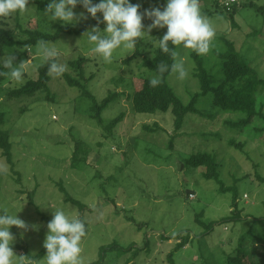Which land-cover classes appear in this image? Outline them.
<instances>
[{"label": "rangeland", "instance_id": "1", "mask_svg": "<svg viewBox=\"0 0 264 264\" xmlns=\"http://www.w3.org/2000/svg\"><path fill=\"white\" fill-rule=\"evenodd\" d=\"M225 1L229 0H199L201 13L215 31L209 52L201 55L206 68L218 79L222 78L219 54L227 52L225 40H228L264 79V0H236L234 21L221 7ZM217 2L220 7H216ZM136 3L143 15L152 8L163 10L166 0H136ZM28 7L33 9L24 16L0 18V26L4 24L17 38H22L19 24L51 34L62 25L47 22L33 0H29ZM74 11L79 17L84 9L78 3ZM97 19L102 20V15L98 13ZM97 19L89 16L79 20L75 25H85V31L62 34L53 41L60 49V55L54 59L65 64L79 57L88 59L85 74L91 80L87 87L99 102L109 92L124 94L112 101L103 114L105 121L120 112L126 114L110 137L91 118L89 101L83 102L81 92L68 86L62 76H51L53 101L47 100L46 92L14 99L8 96L28 79L36 80L38 68L47 62L36 54L35 45L12 50L3 58L20 56L18 65L29 61L21 82L8 77L0 88V112L5 114L2 128L11 135L15 163L12 170L0 150V173L5 174L0 176V209L20 211L18 217L28 225L26 230L11 229L13 245L25 246L32 257L37 256L44 249L47 233V223L37 209L49 218L53 210L63 209L89 223V233L81 241L82 264L96 261L100 248L114 243L134 248L124 256L116 250L107 252L103 264H170L168 257L172 252L176 264H223L228 255L235 254L244 235L248 252L264 264V221H255L264 217V184L256 177L257 174L264 177V132L259 130L264 122L254 121L243 130L228 126V121H237L244 115L222 112L213 105L212 93L200 95L199 83L193 76L194 51L182 48L177 50L185 58L188 75L178 80L175 74H170L167 82L184 104L200 95L197 107L202 114L188 115L177 135L171 110L164 114L134 112L127 93L142 86V57L125 64L135 49L116 50L111 62L95 54L94 45L83 34L92 27L103 31L105 25L98 24ZM142 24L148 32L151 23L144 18ZM148 35L142 37L141 47L150 55L152 48L147 44L159 45L162 29L153 28ZM257 98L264 101V92ZM155 123L164 131L144 130L145 125L153 127ZM231 141L244 144V150L231 146ZM78 142L89 149L83 170L71 166ZM200 153L217 155L223 183L238 190V209L243 211L244 220L224 223V219L232 216L234 190L223 192L215 180H206L204 167H183L184 160ZM60 185L86 209L81 211L66 202ZM198 215L204 224L214 223L212 231L207 232L196 222ZM186 235L192 241L174 251L179 239ZM136 248L144 250L128 263ZM13 252L17 257H26L25 251L14 248Z\"/></svg>", "mask_w": 264, "mask_h": 264}, {"label": "trees", "instance_id": "2", "mask_svg": "<svg viewBox=\"0 0 264 264\" xmlns=\"http://www.w3.org/2000/svg\"><path fill=\"white\" fill-rule=\"evenodd\" d=\"M230 1V0H229ZM225 1V2H229ZM237 2V1H236ZM235 3L231 5L230 8L225 5H221L223 10L228 12L230 18L234 21V15L236 13ZM33 3L37 6L38 10L43 11L48 3V0H33ZM130 3L137 4L136 0H130ZM218 3V2H217ZM216 7H220V4H215ZM218 5V6H217ZM149 23L152 21L145 17ZM103 24V23H102ZM236 25V23L234 22ZM104 25V24H103ZM21 33L23 34L22 38H17L13 30L6 29L3 24L0 26V59H3L10 51L15 49H20L24 47L25 49L31 48L35 45L36 42L40 39L55 41L62 34H73L81 33L86 30L85 25H74V26H63L61 25L54 33H46L37 30V28H24L19 24ZM166 32V28L162 29L163 35ZM162 38V37H160ZM159 38V39H160ZM141 41H138L137 47L134 54L124 61L125 64H130L133 60L140 59L142 57V67L143 74L141 76L142 86L138 91H134L128 94V100L131 101L133 110L136 113L140 114H164L171 110L174 116V127L175 134L179 135L182 126L185 122V119L188 115H201V111L198 109V98L199 96H206L210 93L213 94V105L219 108L222 112L232 113V114H241L244 117L240 118L237 121H228L227 125L233 128L243 130L249 127L254 121L261 120L264 122V101L259 102L257 95L264 92V79H262L257 70L249 63L245 62L243 57L236 51L235 45L225 40L226 46L228 48L226 53L219 54L221 59V73L222 78H217L206 68L204 58L201 55H197L195 52L191 54V58L194 61L195 68L193 71L194 78L198 81L201 94L192 98L190 103L184 104L178 96L173 91L172 87L168 84L167 78L170 73H165L162 77L160 84L156 86L150 85V80L157 75L155 72L156 67L161 62L172 64V59L168 53H163L159 50V45L153 46L152 42L147 44L148 47L152 48L150 55L147 54L146 50L141 47ZM169 47H173L171 44ZM20 56L14 58V63L18 65L20 61ZM57 60V59H55ZM51 60L41 65L38 70V78L28 79L23 85L9 92V97L11 99L20 98L23 96H33L38 92H46L47 100L53 101L51 97L49 84L52 81V77L48 74V64L51 63ZM88 62V59L84 57H79L77 59L69 60L68 71L65 72L62 77L65 83L77 89L81 92L80 99L83 102L90 104L89 111L91 118L97 122V124L104 129L108 134L107 137H110L114 134L115 129L119 124H121L126 114L120 112L118 116L111 119L110 121H105L103 114L106 110L109 109L112 101L117 100V98L123 96V93L109 92V94L102 100L98 101L95 96L88 90V83L91 78L86 77L85 74V65ZM70 69L73 71L70 72ZM8 69L2 67L0 63V72H7ZM7 75H0V88L7 81ZM259 103V105H258ZM5 124V114L0 112V150L2 157L10 165L12 170L15 168L14 155H13V144L11 141L10 133L3 129L2 127ZM144 130L148 133H157L159 131H164L157 123L150 127L149 125L144 126ZM264 132V127L260 128ZM174 138V137H173ZM100 145V144H99ZM231 146H235L237 149L243 151L245 145L242 143H237L236 141L230 142ZM170 147H173V140L170 141ZM89 156V149L86 146H82L79 142L76 146L74 152V157L72 159V168L76 170H83L87 165V158ZM183 167L188 168H199L204 167L205 171L203 172V177L206 180H215L220 184V189L223 192L233 191L232 196V216L224 219V223L228 222H237L242 221L243 211L238 209V190L237 188H227L221 179L219 172L220 162L217 159V155L211 153H200L191 156L190 158L182 162ZM4 173H0V176H4ZM99 176V175H98ZM257 179L264 184V177L259 174L256 175ZM61 192L66 196V202L73 203L81 211L86 209V205L80 201L75 200L68 191L60 185ZM35 191L31 195V198L34 197ZM33 202V200H32ZM2 210V209H0ZM38 214L41 216L42 220L45 223H48L52 218L46 217L43 213L37 209ZM131 220V218H129ZM85 223L86 237L89 233V223L81 218ZM256 222H263L264 217L261 219H255ZM196 222L199 223L202 227L207 229V232L212 231L214 223L206 225L201 221V216L198 215ZM12 230H16V227H13ZM83 237V238H84ZM180 237H174L173 239H179ZM247 236L244 235L239 242L236 252L233 255H228L223 264H260L258 259H254L251 256V252L247 250L246 246ZM174 251L178 252L179 250L185 248L192 240L191 237L186 235L179 239ZM149 242L145 245L146 252L149 249ZM13 249L17 248L20 251H25L26 257L31 256L27 247L20 244H15L12 246ZM134 248V245H131L130 248H123L118 244L114 243L110 246H102L100 248L99 258L90 263V264H103L106 253L109 251H118L119 255H126L128 251ZM137 250L131 255V258L128 259V263H132L139 254L144 250V248H136ZM46 255V250L43 249L37 256L34 258L40 259ZM32 257V256H31ZM169 263L176 264L173 256V252L169 255Z\"/></svg>", "mask_w": 264, "mask_h": 264}, {"label": "clouds", "instance_id": "3", "mask_svg": "<svg viewBox=\"0 0 264 264\" xmlns=\"http://www.w3.org/2000/svg\"><path fill=\"white\" fill-rule=\"evenodd\" d=\"M84 12L75 13L77 4ZM29 0H0V18H10L13 15L24 16L33 8L28 7ZM139 5L130 3V0H48L42 15L49 23L60 22L63 26H74L79 20H86L90 16L102 20L97 23L105 25L103 31L99 27H92L83 34L94 47L92 51L105 62H111L116 50H134L138 41L153 28L165 29L166 32L157 40L159 50L168 53L172 59L169 66L161 62L157 65V75L150 80L151 86L161 83L165 73L175 74L178 80L187 77L185 58L177 49H188L197 55H206L210 50L215 31L210 21L201 13L199 0H166L163 10L152 8L145 10L143 15ZM85 13L87 15H85ZM147 17L152 22L148 32L144 31L142 20ZM149 36V35H148ZM173 47H169V45ZM36 54L44 60H51L48 64V74L60 77L68 71V65L57 62L54 58L60 55V49L53 41L40 39L35 44ZM2 67L11 80L21 82L25 66L29 61L14 63V56L0 59ZM47 208V207H43ZM20 212V211H19ZM19 212L0 210V264H82L81 241L86 235L85 223L80 218L66 213L63 209L52 211V219L47 223V233L43 242L46 255L40 259L34 257H17L13 252L11 229H27L28 225L18 217ZM36 226L33 225V229Z\"/></svg>", "mask_w": 264, "mask_h": 264}, {"label": "built area", "instance_id": "4", "mask_svg": "<svg viewBox=\"0 0 264 264\" xmlns=\"http://www.w3.org/2000/svg\"><path fill=\"white\" fill-rule=\"evenodd\" d=\"M235 2H236V0H230L229 2H224L223 5H225L226 7L230 8L231 5H232L233 3H235Z\"/></svg>", "mask_w": 264, "mask_h": 264}]
</instances>
